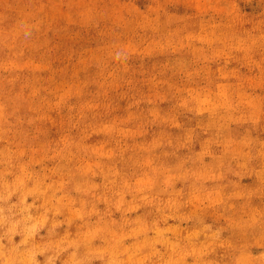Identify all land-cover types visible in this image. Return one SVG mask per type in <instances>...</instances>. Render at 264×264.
<instances>
[{
  "label": "rangeland",
  "instance_id": "rangeland-1",
  "mask_svg": "<svg viewBox=\"0 0 264 264\" xmlns=\"http://www.w3.org/2000/svg\"><path fill=\"white\" fill-rule=\"evenodd\" d=\"M0 264H264V0H0Z\"/></svg>",
  "mask_w": 264,
  "mask_h": 264
}]
</instances>
